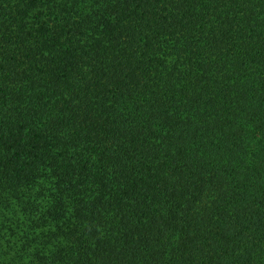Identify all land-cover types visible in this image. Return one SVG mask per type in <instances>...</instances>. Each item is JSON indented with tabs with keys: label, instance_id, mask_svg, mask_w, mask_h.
Here are the masks:
<instances>
[{
	"label": "trees",
	"instance_id": "1",
	"mask_svg": "<svg viewBox=\"0 0 264 264\" xmlns=\"http://www.w3.org/2000/svg\"><path fill=\"white\" fill-rule=\"evenodd\" d=\"M0 264H264V0H0Z\"/></svg>",
	"mask_w": 264,
	"mask_h": 264
}]
</instances>
